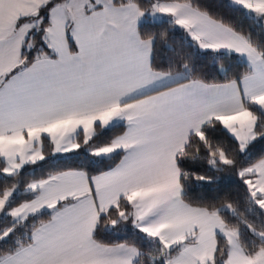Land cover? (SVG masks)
<instances>
[{
  "label": "snow or ice",
  "instance_id": "6c2138e0",
  "mask_svg": "<svg viewBox=\"0 0 264 264\" xmlns=\"http://www.w3.org/2000/svg\"><path fill=\"white\" fill-rule=\"evenodd\" d=\"M227 8L0 0V264H264V0Z\"/></svg>",
  "mask_w": 264,
  "mask_h": 264
},
{
  "label": "trees",
  "instance_id": "16d2710c",
  "mask_svg": "<svg viewBox=\"0 0 264 264\" xmlns=\"http://www.w3.org/2000/svg\"><path fill=\"white\" fill-rule=\"evenodd\" d=\"M201 3L212 12H218L221 15H224L226 18H232L233 14L230 12V10L227 8L228 0H201ZM148 25L150 26L149 30H156V27L159 25V22H152L148 21ZM243 25V27L248 30L250 29L252 31V35L254 39L257 40H264V32L261 31V29L257 26L252 24L250 21L247 20H241L239 21ZM182 35V34H181ZM181 35H173L172 40L174 42V47L177 50H180L181 47ZM183 51L185 53H191L193 62L197 67V70L200 72H203L206 75L209 76H216L218 79L222 78L223 74L218 71V67L214 66L210 58H206L202 53L197 55L193 50L187 48L186 46L183 48ZM175 53L173 51H170L166 48H161L160 56L164 58L168 57H174ZM237 62L235 60H231L225 63V67L229 68V75L232 74V72L240 71L241 69L236 66ZM264 148V145L257 144L256 148L253 150L254 154H258L260 150ZM34 169L37 170V174L39 172L38 166H28L27 172L31 173ZM210 175H216L215 173L209 172ZM229 174L224 173L220 174L221 180L224 181L222 185H213L209 189L201 188L198 192H194V196H205V197H212L215 195L220 194L219 189L222 188L223 192L229 194V196L235 200L243 201L244 196V189L243 186L239 184V182H234L229 184L225 177H227ZM234 180L235 178L232 177ZM4 182V178L0 177V183ZM134 233V230L131 229V225H125L118 227L116 232H109L106 234V238L108 239H117L119 237L128 236L131 237Z\"/></svg>",
  "mask_w": 264,
  "mask_h": 264
},
{
  "label": "crops",
  "instance_id": "0c3cea01",
  "mask_svg": "<svg viewBox=\"0 0 264 264\" xmlns=\"http://www.w3.org/2000/svg\"><path fill=\"white\" fill-rule=\"evenodd\" d=\"M151 21V20H150ZM152 22H158V21H152Z\"/></svg>",
  "mask_w": 264,
  "mask_h": 264
},
{
  "label": "rangeland",
  "instance_id": "374dc122",
  "mask_svg": "<svg viewBox=\"0 0 264 264\" xmlns=\"http://www.w3.org/2000/svg\"><path fill=\"white\" fill-rule=\"evenodd\" d=\"M152 21V20H151Z\"/></svg>",
  "mask_w": 264,
  "mask_h": 264
}]
</instances>
